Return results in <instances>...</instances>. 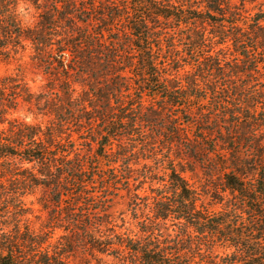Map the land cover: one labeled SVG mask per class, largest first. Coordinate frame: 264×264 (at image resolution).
I'll list each match as a JSON object with an SVG mask.
<instances>
[{
    "label": "trees",
    "instance_id": "obj_1",
    "mask_svg": "<svg viewBox=\"0 0 264 264\" xmlns=\"http://www.w3.org/2000/svg\"><path fill=\"white\" fill-rule=\"evenodd\" d=\"M28 51L44 93L0 78V264H264V4L0 0V53Z\"/></svg>",
    "mask_w": 264,
    "mask_h": 264
},
{
    "label": "rangeland",
    "instance_id": "obj_2",
    "mask_svg": "<svg viewBox=\"0 0 264 264\" xmlns=\"http://www.w3.org/2000/svg\"><path fill=\"white\" fill-rule=\"evenodd\" d=\"M233 3L237 5L238 7L242 8L244 13L246 15H253L261 6L264 4V0H256L255 2H250V0H233ZM19 13L23 16L24 22L27 25H32L36 23V12L35 10L28 4V3H21L18 8ZM22 76L24 77V80L31 88L32 92L36 95H39L41 93L45 92V87L48 84V78L45 75V70L42 68H39L35 63L31 61L30 52H26L24 55H18V56H5L0 53V78L4 76ZM34 112L38 113L37 108H34ZM15 117L25 120L29 123H39L42 122V117L39 116L34 117L33 115L29 114L28 107L25 105H22L20 107V110L18 113L15 114ZM175 149L178 151L182 148H178L175 146ZM177 155L183 154L182 151L177 152ZM143 163V161H141ZM185 163V162H183ZM187 164H185V167L187 168ZM141 168V167H137ZM199 173V180L203 182V179H201L202 172L198 169ZM187 177L191 182L199 184L198 179H192V175L189 173H186L184 175ZM149 184H146L145 188L148 187ZM41 196V193L39 192L36 196H30L26 199L28 204H33V209L37 214H39V206L36 203V200L38 197ZM126 197L123 199H120L119 205L116 206V211L118 213H123V215L129 219V212L127 211L126 207ZM220 205L213 206L214 209H220ZM84 256L81 254H77L74 257H72L68 264H83Z\"/></svg>",
    "mask_w": 264,
    "mask_h": 264
}]
</instances>
